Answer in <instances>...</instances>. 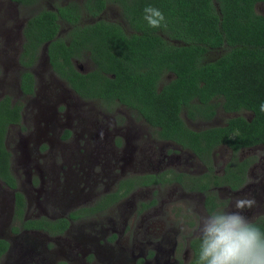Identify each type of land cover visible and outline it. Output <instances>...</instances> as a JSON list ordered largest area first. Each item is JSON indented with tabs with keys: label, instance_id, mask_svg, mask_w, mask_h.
Wrapping results in <instances>:
<instances>
[{
	"label": "trees",
	"instance_id": "1",
	"mask_svg": "<svg viewBox=\"0 0 264 264\" xmlns=\"http://www.w3.org/2000/svg\"><path fill=\"white\" fill-rule=\"evenodd\" d=\"M12 1L28 5L35 0ZM108 3L118 7L125 27L98 16ZM257 3L264 4V0H66L27 17L19 62L28 63L23 56L33 57L35 46L48 40L46 54L51 68L76 93L84 98L123 103L135 117L152 125L157 136L196 151L213 183L227 182L234 187L237 181L244 180L248 159L231 156L224 164V173L218 175L212 172L210 152L201 151L220 143L233 151L264 144V8L256 11ZM147 5L164 14L166 28L148 26L143 18ZM82 14L90 20L83 21ZM58 21L70 27L64 37L55 36ZM85 51L93 67L80 72L71 57H80ZM165 74L170 76L160 83ZM19 87L23 92L31 91V75L26 70L21 72ZM217 106L225 112L247 110L250 115L231 114L219 125L198 129L186 126L180 115L183 111L192 120H207ZM19 109L20 104L10 103L9 96L0 99V179L11 187L16 184L3 140L7 123L19 120ZM142 177L137 181L151 182ZM131 184L122 189L119 186L101 199L112 201ZM14 203L18 225L14 224L12 230H61L66 224V218L22 219L24 200L18 190L14 191ZM210 203L213 205V200ZM103 206L99 203L97 207L82 208L93 211ZM250 221L264 231V215ZM198 237L189 239L190 257L185 262L178 259L179 264H195ZM5 246V241L0 240V251Z\"/></svg>",
	"mask_w": 264,
	"mask_h": 264
},
{
	"label": "rangeland",
	"instance_id": "2",
	"mask_svg": "<svg viewBox=\"0 0 264 264\" xmlns=\"http://www.w3.org/2000/svg\"><path fill=\"white\" fill-rule=\"evenodd\" d=\"M64 1L66 0H35L28 5H19L0 0V95H8L10 101H17L21 106L19 120L7 127L4 142L9 151V170L14 176L16 189L23 194V212L26 215L49 216L89 203L103 187H113L120 174L131 176L139 171L161 169L169 165L167 154H171L170 159L174 156L178 158L175 167L183 165L184 154L178 152H127V123L132 125V122L130 125L127 121V114H131L117 103L108 105L95 98H81L68 87L48 94L42 87H36V93L30 95L19 92L14 82L17 72L14 64L16 43L11 49L5 44L9 38L11 42V35L16 32L8 34L9 27L18 23V17L21 22L26 15L36 10L53 8L55 4ZM74 1L81 3L82 0ZM263 8V3L255 5L258 12ZM117 10L115 4L108 3L101 16L115 18ZM84 18L83 20L90 19ZM39 54L38 49L36 59L42 61ZM212 54L214 53L211 52L210 55ZM74 63L81 69L92 66L85 54L77 57ZM169 76L163 75L160 83ZM237 113L245 117L250 115L247 110H239ZM181 114L183 116L182 111ZM230 114L232 112L224 113L217 106L210 120L195 119L190 122L184 117L183 119L189 127L198 129L221 124ZM64 129L69 131L64 132ZM144 132L153 136L150 126H146ZM100 141L104 144L98 146ZM98 148L100 152H97ZM213 148L215 152H210L209 163L214 172H220L231 156L249 161L247 168L245 167L244 180L236 193L226 188L211 189L219 201L215 210L237 211L234 200L244 196L253 198L255 204L244 209L243 215L246 213L249 220L264 215V144L242 148L236 152H230L224 144ZM62 152L69 157L66 159L70 163L68 166L63 162L60 167L55 163L54 168L58 173L56 179L61 186L53 191L50 180L46 179L48 175L44 174L46 168L42 160L49 159L55 153L53 158L58 162ZM73 155L86 159L80 163L70 158ZM96 159H107L110 168L103 169L99 162L93 166V171L87 170L88 165ZM187 159L191 162L188 168H195L194 174L199 170L204 171V164L195 161L188 153ZM157 160L159 161L156 162ZM179 169L184 168L174 170ZM255 193L260 195V201L252 197ZM10 197L11 190L0 183V229H3L5 235L10 234L8 229L12 223L8 216ZM149 199L152 203L148 207H141L139 202ZM201 200V193L190 191L184 184L179 186L166 183L159 187L145 188L135 185L111 208L93 217L76 220L70 225L68 235L76 234L78 229L83 230L78 234H94L96 241L93 244L100 251V256L93 257L88 252L91 248L85 249L91 242L81 243L79 245L83 249L72 255L73 261L75 264H179L178 259L184 261L190 257L188 251H183L187 237L199 234L200 218L210 214L205 211L206 205L202 207ZM35 238L41 240L38 248H43L44 244L47 251H53L64 244L43 234ZM151 243L154 245L150 248L148 244ZM148 248L151 253L146 252ZM111 249L113 255L107 257Z\"/></svg>",
	"mask_w": 264,
	"mask_h": 264
},
{
	"label": "flooded vegetation",
	"instance_id": "3",
	"mask_svg": "<svg viewBox=\"0 0 264 264\" xmlns=\"http://www.w3.org/2000/svg\"><path fill=\"white\" fill-rule=\"evenodd\" d=\"M8 1L13 2L14 4H18L17 2L12 1V0H8ZM19 5H21V4H19ZM106 5L104 6L103 9H101L100 13L98 14L99 17H102L101 14H102L103 10L106 8ZM117 12H118V15H116L115 18L114 17H111V18L102 17V18L109 19L110 22H112V23L116 22V23H119V25L125 27V23L120 20L119 9L117 10ZM29 15L30 14L26 15L22 19L21 22H20V18L18 17V19H19L18 23L12 24L13 26L9 27L10 32L8 34L11 35V32H13V31H16V32H14V34L11 35V38H12L11 42L9 41V39H10L9 38L7 43H5L6 46L10 49H11V47H14L15 43H16V51L14 54V60H15L14 64L17 68V70H16L17 72H16V76H15L16 79H14V82H16V84L18 86L19 92L21 94H24V95H30V94L36 93L35 92L36 87H42L43 90L48 91V92H46L48 94L50 91L56 92L60 89H65L66 87H68L78 97L84 98V97L80 96L78 93H76L68 85V83L64 77L60 76L54 69L51 68V65L48 61V56L46 54V46H47L48 40L42 41L41 43H39L38 45L35 46L33 57L32 56L28 57V54L23 56L24 60H29L28 63L22 64L19 62V53L21 51V45L24 42L23 26H24L25 21ZM84 17H87V16L82 14V18H84ZM87 18H90V17H87ZM88 20H90V19L83 20V21H88ZM58 22H59V26L55 32V36L64 37V35L66 34L67 30L70 27L67 26L68 24L63 22V21H58ZM9 43H11V44L9 45ZM38 49L40 50L39 56L42 59V61H39L38 59H36L37 54H38ZM84 54H85L86 60L90 61L92 64V66L88 69H81V67H79V66L76 67V65L74 63V60L76 58L71 57V62L73 64L74 68H76L80 72H86L93 67V63H92L91 59L87 56V54H88L87 51L81 53L80 56H82ZM36 63H38L39 66H37L38 64L36 65ZM25 70L28 71L31 75V91L30 92H23L19 87L21 72H23ZM3 96H4V94H1L0 99ZM87 99H90V98H87ZM95 99H98V98H95ZM98 100L101 101V103L108 104V105H111L113 103H117L120 107H122L123 109L130 112L132 117L127 114V121L130 122V125L132 122V125L129 126V124L127 123V152H171V153L172 152H178V153L184 154V155H182L183 156V160H182L183 165H180L179 167H175V164L178 162L177 161L178 158L174 156L173 158L170 159L171 154L170 155L167 154V156H169L167 159V161H169L168 162L169 165H166L165 167H163L161 169L139 171V172H137V174L131 175V176H127V175L122 176V174H120L119 175L120 177L115 179L113 187H110V186L107 188L103 187V189L100 191V193L97 194L95 196V198L91 200V202L86 203V204L83 203V204L74 206V207L66 210L65 212H61L58 214H50L49 216L43 215V214L26 215L25 211L23 212L24 209L22 208L23 209L22 210V219L44 217L45 219L55 221L58 218H66V224L61 230L41 229V228H34V227H28V228L18 227L16 230H12L11 228L14 224L18 225V221H17V218L15 216L16 206L14 203V191L17 189H16V186L15 187L8 186L3 180L0 179V183H2V185H4L6 188H9L11 190V197H10L11 201H10L8 216H9L10 221H12V223L8 229V231L10 233L9 235H5L3 233V229H0V231H1L0 240L5 241V243H6L5 248L0 251V264H75L73 261L74 259H73L72 255L75 254L77 251H80L81 249H83L82 245H79V244L87 243V242H91V245L86 246L85 249L91 248V249H88L89 250L88 252H90L93 257H95L96 255L100 256V251L98 250L96 245L93 244L96 241L94 234H89V233L78 234V232L83 231L81 229H78L76 231V234L74 233L72 235H68L67 233L70 231L69 227L76 220L87 219L89 217H93L96 214L100 213L101 211L111 208L120 199V197L122 195H124L128 190L132 189L135 185L145 188L148 186L159 187L160 185H163L166 183L167 184L168 183H171V184L175 183V184H178L179 186L181 184H184V185H186L187 188H189L190 191H192V192L196 191V192H199L202 194V200H201L202 207H205V205H206L207 209L205 208V211H207L208 213H212V212L216 211L215 209L219 204V201L216 200L214 192L211 190L212 188H214V189L220 188V190L221 189L223 190L224 188H226L227 190L236 193V191H237L236 189L239 188V186L242 184L243 181H239V183L237 181L236 186L231 187L230 183H227V182L213 183V181L210 179L211 177L208 174L209 171H208L206 164L194 153L196 151H194L188 147H183L172 139L162 138V137L157 136V134L155 132V128L152 125H150L142 117H135L131 113V111L128 109V107L125 106L123 103L115 101V100L114 101H106V100H101V99H98ZM13 102H17V101H14V100L10 101V103H13ZM17 103L20 104L19 102H17ZM20 108H21V106H20ZM224 113H229V112L224 111ZM19 114H20V109H19ZM232 114H237V112H232ZM180 115H181L182 119L184 117L190 122L194 121V120L188 118L184 114V112H183V116L181 113H180ZM210 119H207V120H210ZM199 120H201V119H199ZM183 121H184V119H183ZM14 123H16V122L7 123V126H6L5 131H4V136H5V132L7 130V127L11 124H14ZM185 125L188 126L186 123H185ZM146 126H150L152 128L153 136L149 132L148 133L144 132ZM192 129H194V128H192ZM67 131H69V130L64 129V132H67ZM102 144H104L103 141H100L98 146H100ZM220 144L223 145L224 143H220ZM220 144H217L216 146H218ZM258 144H261V143H258ZM258 144H254L251 146H255ZM224 145L227 146L226 144H224ZM4 146L7 149L5 142H4ZM168 146H170V148H167ZM251 146L240 147L237 150H241L242 148H247V147H251ZM237 150L233 151L229 148L230 152H236ZM104 151L109 152V150H104ZM97 152H100L99 148L97 149ZM201 152H215V150H214V148H212L210 150H202ZM187 153L189 154V156L193 157L195 159V161L197 160L199 163L201 162L202 164H204V171L199 170V172L194 174L195 168L194 167H192L191 169L188 168V166L191 165V162H189L187 159ZM55 155L56 154L54 153L49 157V159L44 158L42 160V164L46 168L44 170V172H46V173H44V174L48 175V177L46 179L50 180L51 189L53 191H56L61 186L56 179V175L58 173L54 168L55 163H57L58 167H60L63 162L66 163L68 166H69L68 163H70V161H68L66 159L69 157L67 155H65L63 152L59 155V161L58 162L56 161L55 158H53V157H55ZM70 158H72L73 160H77L80 163L86 159V158H83L81 156H76V155L70 156ZM238 159H241V158H238ZM158 161L159 160H157L156 162H158ZM99 162L101 163V166L103 169L104 168H106V169L110 168V164L107 163V159H104V160L96 159L90 165H88L87 170L90 169V171H93V166ZM101 166H100V168H101ZM170 166L175 167V168H182L183 167L184 169L183 170H180V169L174 170L175 168H171ZM8 167H9V165H8ZM223 168L224 167H222V170L220 172H214L212 169V172L215 174L221 175L224 173ZM145 173H148L150 175L148 177H142V176H144ZM11 175H12V173H11ZM12 177L14 178L13 175H12ZM141 177H142V179L143 178L150 179L151 182L140 183L137 180H140ZM130 182H132V184L129 185L127 191H125L123 194H120L116 199H114L112 201L110 200V198L101 199L103 194L111 193L114 190H116L119 186H120L119 189H122L124 186L128 185V183H130ZM259 189L263 190V188H259ZM207 194H208V196H206ZM230 196H232V194ZM259 196L260 195L258 193L252 194V197L256 198L257 201H260ZM239 197H244V196H239ZM211 200H213V205L210 203ZM99 203L104 204V206L102 208H99V209L96 208L93 211H90V209L82 208V207H87L89 205L97 207V205ZM150 203H152V202H150V199L147 201L141 200L139 202V204L143 208L148 207L150 205ZM56 204H58V202H56ZM70 204H72V203H70ZM78 208H80L78 212L74 213L72 216L68 215L69 211L74 210V209H78ZM246 215L247 214L245 213L244 216H246ZM27 234H29V235H27ZM39 234L40 235L43 234L44 236L45 235L50 236L53 238L54 241L60 240V242H63L64 244L59 245L60 248L54 249L53 251H47L46 248H44L45 247L44 244H43V248H38V242H40L41 240H39L38 238H35V236H38ZM198 235L199 234L190 235L187 237L186 247L183 250L184 252L188 251L191 254V247L189 246V239L192 236L195 237ZM153 245H154V243H151L150 245L148 244V246L150 248L153 247ZM150 251H151V249L148 248L146 252L151 253ZM44 254L46 256H44ZM112 255H113V250L111 249L108 252L107 257H110ZM187 260H188V258L185 259L183 262H185ZM177 263H178V261H177ZM76 264H81V263L78 262Z\"/></svg>",
	"mask_w": 264,
	"mask_h": 264
},
{
	"label": "clouds",
	"instance_id": "4",
	"mask_svg": "<svg viewBox=\"0 0 264 264\" xmlns=\"http://www.w3.org/2000/svg\"><path fill=\"white\" fill-rule=\"evenodd\" d=\"M143 11L149 27H167L158 8L147 5ZM261 108L264 110V105ZM254 204L251 197H237V211L221 209L200 218L195 264H264V231L242 214Z\"/></svg>",
	"mask_w": 264,
	"mask_h": 264
}]
</instances>
